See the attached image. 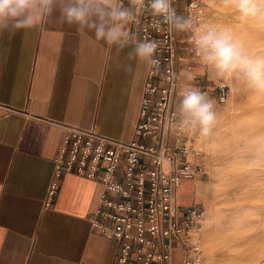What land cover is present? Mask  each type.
Masks as SVG:
<instances>
[{
    "label": "crops",
    "instance_id": "1",
    "mask_svg": "<svg viewBox=\"0 0 264 264\" xmlns=\"http://www.w3.org/2000/svg\"><path fill=\"white\" fill-rule=\"evenodd\" d=\"M189 1H179L181 14ZM129 30L140 40L133 24ZM177 47L181 62L175 127L181 126V137L191 141L199 126L181 124L182 93L199 89L215 106L223 90L212 78V67L189 53L184 32ZM149 66L118 55L112 45H94L91 35L75 26L46 21L27 30H0V105L17 111L9 114L0 108V264H115L117 242L90 222L99 206L100 182L63 174L47 204L54 160L65 139L57 124L134 140ZM202 178L184 181L190 193L182 194L183 183V206L203 203Z\"/></svg>",
    "mask_w": 264,
    "mask_h": 264
},
{
    "label": "built area",
    "instance_id": "2",
    "mask_svg": "<svg viewBox=\"0 0 264 264\" xmlns=\"http://www.w3.org/2000/svg\"><path fill=\"white\" fill-rule=\"evenodd\" d=\"M179 1L172 0L178 12ZM202 13L201 0H190L185 16L191 18L193 30L184 33L192 57H199L192 37ZM158 19L145 9L133 24L140 40L157 43L155 58L159 61L158 67L149 66L136 138L125 142L96 129L57 124L65 139L54 160L47 204L57 193L63 174L100 182L103 190L90 222L98 233L117 242L115 264H176L177 257L182 264H201L203 260L204 207L183 206L179 198L184 181L204 173L200 161L189 160L200 152L191 147L188 138L181 137L182 127H175L180 31L162 21L158 29L153 27ZM0 108L17 113L8 106Z\"/></svg>",
    "mask_w": 264,
    "mask_h": 264
},
{
    "label": "clouds",
    "instance_id": "3",
    "mask_svg": "<svg viewBox=\"0 0 264 264\" xmlns=\"http://www.w3.org/2000/svg\"><path fill=\"white\" fill-rule=\"evenodd\" d=\"M235 5L242 19L264 18V0H235ZM145 9L160 18L153 25L157 29L162 21L180 32L193 30L191 18L179 13L172 0H133L128 5L125 0H0V30H27L46 21L75 26L89 33L94 45H112L118 55L124 53L128 60L158 67L157 43L138 40L129 30ZM192 41L196 55L213 67L217 76L238 74L251 87L264 91V59L249 56L228 30L204 24L194 31ZM213 109V101L199 89L186 90L179 103L181 124L193 129L199 126L201 135L206 136L215 120Z\"/></svg>",
    "mask_w": 264,
    "mask_h": 264
},
{
    "label": "rangeland",
    "instance_id": "4",
    "mask_svg": "<svg viewBox=\"0 0 264 264\" xmlns=\"http://www.w3.org/2000/svg\"><path fill=\"white\" fill-rule=\"evenodd\" d=\"M255 2L259 3L260 0H255ZM201 5L203 13L197 23V30L204 24H213L218 30L227 29L230 34L233 33V38L236 34L243 35L240 28L249 30L240 20L239 15L241 14L236 8L235 0H201ZM229 7L231 10L228 9ZM261 26L264 27V19L261 21ZM231 29L233 32L230 31ZM233 41L241 47L238 41ZM243 50L246 52L245 49ZM212 78L222 86L223 98L214 106L215 120L209 134L201 135L200 129L197 127L190 141L191 147L200 152L199 161L204 171L203 182L200 183V195L203 200L200 206L204 207L205 211L201 264H241V262L243 264L252 262L264 264V236L259 238L261 230L252 229L254 225H257L256 220H259V225L263 222L262 231H264V218L261 219V215L264 214V204H262L264 203V160L261 161L260 158L250 154L245 138H234L231 133H227L221 138L229 119L232 117L233 120L236 119L243 104L248 103L259 90L251 87L238 74L219 77L213 67ZM260 92L264 94V91ZM223 146L228 148L230 154L232 153L231 169L239 171L241 179L254 177L253 180H242V182L234 180L233 187H230L229 191L221 175V168L225 165L221 159ZM232 149L233 151H231ZM188 193H190V185L185 182L182 194ZM223 218H227L229 221L224 230L221 229ZM256 237L261 240L257 242ZM224 241L231 246L229 251L233 254L229 253L228 257L233 260L219 253L209 254L211 248L217 243L224 244ZM212 244L213 246H211ZM254 246H257L258 249H253ZM240 251L242 255L239 254ZM177 260L179 257L176 258V263Z\"/></svg>",
    "mask_w": 264,
    "mask_h": 264
},
{
    "label": "bare ground",
    "instance_id": "5",
    "mask_svg": "<svg viewBox=\"0 0 264 264\" xmlns=\"http://www.w3.org/2000/svg\"><path fill=\"white\" fill-rule=\"evenodd\" d=\"M229 5H230V3H229ZM230 8L231 7H229L228 9L231 10ZM233 16H231V17H233ZM239 17H240L241 22H244V26L246 28H248L249 30L240 28V32L243 33V35L238 36V34L235 33L236 36H235V38H233L234 34L231 33L232 39L238 41L239 44L241 45V47L243 49H245L246 53L249 56H251L252 58L264 59V27L262 28V26H261V21L264 18L248 17V18L242 19L241 15H239ZM224 21H225V19H224ZM229 22H232V21H229ZM233 29H231L230 31L233 32ZM227 133H231L234 138H245L246 145H247L246 147H248L250 149V154L254 155L255 157L260 158L261 161L264 160V94L262 92H260V90H259V92H256L255 96L252 97V99L249 100L248 103L243 104V106L240 109L239 116L236 119L233 120V117L229 119L228 123L225 125V131L222 132V134H221V138L224 137ZM231 151H233V149ZM231 154H230V151L228 150V148L226 146H223L221 148V159L225 163V165H223V167L221 168V175H222V180L226 184L228 191H229L230 187H233V181L234 180H235V182L238 180H241V182H242V180H253L254 179V177L249 178V179H245V178L241 179L240 172L239 171H233L231 169V166H230V162H231V158H232ZM262 204H264V203H262ZM259 216H258V218H259ZM261 217H262L261 219H263L264 214L261 215ZM256 221H257V225H254L252 227V229L256 230V231L259 229L261 230V231H259V232H261V234L258 235V237L260 238V237L264 236V231H262L263 222L261 225H259L260 221L259 220H256ZM228 223H229V221H227V218H225V219L223 218V223H221V229L224 230L225 226ZM251 240H253V238ZM255 240L258 242L261 239L258 240V238H257ZM224 242H225L224 244L217 243L213 248H211V246H213V244H214L213 243L210 246L211 249L209 250V254L214 255V254L219 253V254L226 256L228 259L233 260V258L228 257V254L231 252V251H229L231 246H229L227 244L228 242H226V241H224ZM253 249H258V248H257V246H254ZM230 254H233V252ZM239 254L242 255L241 251ZM210 259H209V261H210ZM241 264H243V263L241 262Z\"/></svg>",
    "mask_w": 264,
    "mask_h": 264
}]
</instances>
